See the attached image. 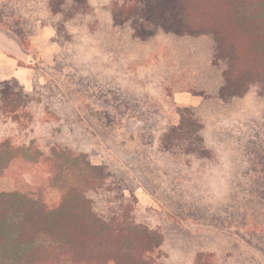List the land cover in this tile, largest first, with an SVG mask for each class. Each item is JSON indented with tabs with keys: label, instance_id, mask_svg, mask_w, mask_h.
I'll list each match as a JSON object with an SVG mask.
<instances>
[{
	"label": "rangeland",
	"instance_id": "1",
	"mask_svg": "<svg viewBox=\"0 0 264 264\" xmlns=\"http://www.w3.org/2000/svg\"><path fill=\"white\" fill-rule=\"evenodd\" d=\"M50 1L0 0L1 69L16 61L29 82L27 89L9 85L17 107L0 108V142L45 155L53 147L81 152L91 164L124 171L132 191L117 212L158 235L161 244L148 255L153 264H193L196 255L204 264H264L262 87L221 96L226 62L214 59L209 34L158 29L140 41L129 23L112 21L121 0ZM194 40L210 52L206 71L188 65L194 49L183 44ZM184 89L194 94V107L185 108L201 123L211 158L162 143L179 123L184 107L173 97ZM48 177L42 163L16 160L0 173V192H28L54 210L61 195L47 187ZM120 195L100 189L87 198L109 218Z\"/></svg>",
	"mask_w": 264,
	"mask_h": 264
},
{
	"label": "trees",
	"instance_id": "2",
	"mask_svg": "<svg viewBox=\"0 0 264 264\" xmlns=\"http://www.w3.org/2000/svg\"><path fill=\"white\" fill-rule=\"evenodd\" d=\"M190 11L194 21H189ZM111 14L115 26L129 23L132 36L140 41L158 29L209 34L216 43L214 59L220 56L226 62L220 95L235 96L253 84L264 90V0H121ZM10 84L18 86L15 79L0 82V108L10 104L13 112L17 94ZM178 115L179 123L167 128L162 143L184 144L198 158H211L201 123L189 108H178ZM16 160L42 163L49 174L47 187L59 191L61 202L48 210L28 192H0V264H153L148 255L160 246L158 235L121 217L129 202L123 194L132 191L124 171L91 164L81 152L53 147L45 155L37 148L0 142V173ZM107 183L115 187L109 190ZM100 189L121 193L112 217L96 212L87 198L89 191ZM193 264H204L202 256L196 255Z\"/></svg>",
	"mask_w": 264,
	"mask_h": 264
},
{
	"label": "crops",
	"instance_id": "3",
	"mask_svg": "<svg viewBox=\"0 0 264 264\" xmlns=\"http://www.w3.org/2000/svg\"><path fill=\"white\" fill-rule=\"evenodd\" d=\"M186 41V40H184ZM188 45L194 49L193 55H188L189 62L188 65L193 64L194 65V72L199 71H206V68H208V64H210L212 58L210 55L209 50H207V47H203V49L200 51V45L197 40H194L192 42H185L183 44L184 48ZM187 51V50H186ZM202 55L203 62L200 63L199 56ZM6 58L9 60H13L9 58V56L6 55ZM14 61V60H13ZM1 63H0V81H7L8 79H15L20 85H23L25 89H27L29 82L27 80L28 75L26 72L23 71L21 67L18 66L17 62L15 61V64H9V68H3L1 69ZM4 67V66H2ZM202 69H199V68ZM217 88H220L219 86ZM194 91V85L190 88ZM190 89H184L179 90L174 94L173 97V103L176 104L178 107H194V94L191 92ZM214 89V88H213ZM219 90V89H218Z\"/></svg>",
	"mask_w": 264,
	"mask_h": 264
}]
</instances>
